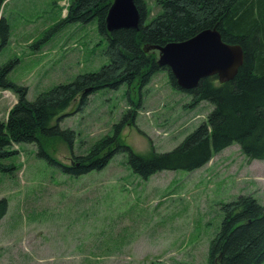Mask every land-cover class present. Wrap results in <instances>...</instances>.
I'll list each match as a JSON object with an SVG mask.
<instances>
[{"label":"rangeland","instance_id":"1","mask_svg":"<svg viewBox=\"0 0 264 264\" xmlns=\"http://www.w3.org/2000/svg\"><path fill=\"white\" fill-rule=\"evenodd\" d=\"M148 22L159 10L145 0ZM71 0H3L0 15L9 23L0 66L12 62L7 78L27 88L33 101L42 91L95 71L109 62L106 38L95 20H62ZM158 70L144 86L79 95L52 124L73 133L43 139V149L71 165L120 122L124 144L141 155L173 149L200 122L212 104H191L192 96L172 86ZM17 94L0 87V119L6 120ZM0 171V264H208L209 244L218 232L221 203L250 194L264 204V158H249L237 142L212 151L194 169L172 168L147 178L116 152L101 169L81 175L63 172L39 156V144L11 145ZM260 264H264L262 261Z\"/></svg>","mask_w":264,"mask_h":264},{"label":"trees","instance_id":"2","mask_svg":"<svg viewBox=\"0 0 264 264\" xmlns=\"http://www.w3.org/2000/svg\"><path fill=\"white\" fill-rule=\"evenodd\" d=\"M112 0H71L64 23H88L95 20L99 33L106 38L105 55L109 62L95 71L78 74L73 80L58 83L40 92L33 101L27 88L6 76L12 62L0 66V87L17 94L7 119H0V171L14 165L3 159L16 152L11 145L22 142L39 144L38 155L57 165L63 172L81 175L106 166L116 152L127 153V163L135 173L147 178L162 169H194L211 157L212 151L237 142L249 158H264V0H156L160 10L148 21L145 0H134L141 13L138 28L108 30L105 17ZM3 0H0V9ZM216 27L222 40L239 44L243 62L233 78L220 82L216 75L206 76L185 90L191 104L204 100L212 104L206 119L200 122L173 149L148 156L134 152L120 137V125L114 132L94 142L84 154L74 156L73 164L54 160L43 139L59 136L72 144L73 133L52 124V118L79 95L86 96L101 88L117 89L121 84L144 86L150 77L166 69L172 86L179 88L167 67L157 66L148 45H164L188 39L205 28ZM9 23L0 15V37L5 44ZM13 166V167H12ZM6 206L0 200V214ZM223 218L208 249V264H260L264 261V204L250 194L222 202Z\"/></svg>","mask_w":264,"mask_h":264},{"label":"water","instance_id":"3","mask_svg":"<svg viewBox=\"0 0 264 264\" xmlns=\"http://www.w3.org/2000/svg\"><path fill=\"white\" fill-rule=\"evenodd\" d=\"M140 20L134 0H112L105 17L108 30L137 29ZM144 49L158 51L157 66L167 67L183 90L195 87L206 76L216 75L220 82L233 78L244 57L242 47L222 40L216 27L205 28L182 41L148 45Z\"/></svg>","mask_w":264,"mask_h":264},{"label":"flooded vegetation","instance_id":"4","mask_svg":"<svg viewBox=\"0 0 264 264\" xmlns=\"http://www.w3.org/2000/svg\"><path fill=\"white\" fill-rule=\"evenodd\" d=\"M148 51H151L152 53L155 54V61H156V59H157V55H158V51L153 50V49H149Z\"/></svg>","mask_w":264,"mask_h":264}]
</instances>
